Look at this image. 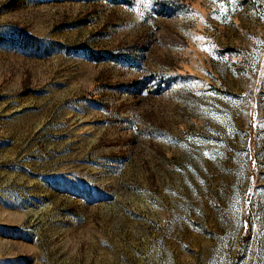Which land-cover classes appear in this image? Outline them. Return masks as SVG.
Here are the masks:
<instances>
[{
  "label": "rangeland",
  "instance_id": "rangeland-1",
  "mask_svg": "<svg viewBox=\"0 0 264 264\" xmlns=\"http://www.w3.org/2000/svg\"><path fill=\"white\" fill-rule=\"evenodd\" d=\"M0 264H264V0H0Z\"/></svg>",
  "mask_w": 264,
  "mask_h": 264
}]
</instances>
